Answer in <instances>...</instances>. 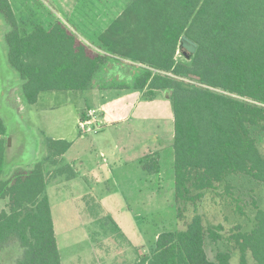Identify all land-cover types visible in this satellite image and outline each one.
<instances>
[{
  "label": "trees",
  "instance_id": "1",
  "mask_svg": "<svg viewBox=\"0 0 264 264\" xmlns=\"http://www.w3.org/2000/svg\"><path fill=\"white\" fill-rule=\"evenodd\" d=\"M8 61L23 80V95L36 104L42 92L86 91L105 87L168 93L174 114L175 202L186 220L187 205L197 206L231 175L264 183V0H132L99 37L104 53L85 45L68 27L37 26L22 34L9 0H0ZM197 45L190 59L182 37ZM184 55V54H183ZM128 60L142 66L132 84H96L110 62ZM152 96V97H153ZM0 118V254L18 241L17 264H62L51 205L46 193V165L71 144L46 139L49 156L29 171L6 178L5 136ZM158 161L150 172H159ZM185 205V207H183ZM221 225L206 228L200 216L185 221V230L159 234L151 253L133 264H231L229 252L214 261L206 242L222 239ZM240 264H264V211L258 210L249 232L236 227L228 239ZM1 264V261H0Z\"/></svg>",
  "mask_w": 264,
  "mask_h": 264
},
{
  "label": "rangeland",
  "instance_id": "2",
  "mask_svg": "<svg viewBox=\"0 0 264 264\" xmlns=\"http://www.w3.org/2000/svg\"><path fill=\"white\" fill-rule=\"evenodd\" d=\"M46 1L42 2L47 11L52 10L61 18L68 15L50 0ZM11 2L19 22L42 23L37 22L35 15L37 0ZM101 7L102 4L95 0H80L75 16L69 19L77 33L95 46L100 31L91 28L94 20H86L85 15L93 18ZM23 28L27 30L28 26ZM9 31L7 21L0 14V118L7 128L5 139L11 138L14 143L6 159L7 177L19 170L28 171L12 169V164L31 158L28 151L36 142L31 139L33 131L29 132L30 128L38 130L44 121V131L39 129L41 135V132L47 134L44 144L49 136L71 138L79 125V113L87 108L97 111L95 122L88 126L92 131L81 134L88 136L89 145L81 156H86L89 164H96L103 151L105 154H101V158L107 164L104 173L99 178L96 175L85 177L79 170L75 177L69 172L48 175L47 189L56 219L66 207L71 219H83L82 222L73 220L71 224L63 222L65 219L56 225L62 264H133L139 251L143 254L155 249L159 234L185 230V221H192L195 216L201 217L207 229L223 227L220 241L207 239L209 260L214 261L219 252H229L230 263L240 264V253L228 239L236 227L243 232L254 228L257 211H264V183L244 175H231L216 190L205 192L197 206L187 205L186 220H180L175 202L174 114L168 93L159 91L156 97L147 90L140 95L139 90L119 89L110 90L103 97H94L93 90L46 91L41 93L36 104H29L23 95L21 77L8 61L6 34ZM182 59L184 55L179 52L178 60ZM25 109L31 115L30 122L24 120L27 124L22 120ZM102 129L105 137L103 148L99 149L95 147L97 136L94 134ZM259 148L264 155V138ZM75 152L70 150L66 157L71 159ZM156 161L159 172H150ZM48 166L49 163L46 168ZM80 195L83 196L78 198ZM74 197L82 208L88 205V216L79 213L78 218L74 211H69L74 205L78 206L75 202L72 205ZM5 207L6 202L1 201L0 210ZM22 255L19 242L12 241L0 254L1 264H17ZM247 258L248 264H255L250 254Z\"/></svg>",
  "mask_w": 264,
  "mask_h": 264
},
{
  "label": "crops",
  "instance_id": "3",
  "mask_svg": "<svg viewBox=\"0 0 264 264\" xmlns=\"http://www.w3.org/2000/svg\"><path fill=\"white\" fill-rule=\"evenodd\" d=\"M42 1L44 3H47L46 0H42ZM42 1L37 0V6L38 7L36 6V14H35V15H37V19H38L37 22L41 21L42 23H39V24L37 23L35 25V24L29 22L28 20H26V22H23V21L19 22L18 21L22 34L32 33V31L37 26H42L46 30H50L55 24H57L59 22V23L66 25L68 27V29H70L85 45L91 47L96 52L106 54L102 50L99 49V46H98L99 37L102 33H104L108 29V27L115 20H117L123 14L126 6L132 0H95L96 3L102 4L101 9L98 10L94 14L95 16L93 18H91V17L88 18V15H85V19L86 20H88V19L94 20V24H93V26H91V28L95 29L97 31H100V34H98L99 36H98L96 46L93 43H91V41L88 40V38H86L84 35H79L77 33V31L73 28V26H71V24L69 23V21H70L69 19H72L75 16L73 14L75 13L76 7L79 4L80 0H50L51 2H53L57 6V8L59 10L68 13V15L65 18H61L60 15H54L52 10L47 11L43 7L44 3ZM10 2H11V0H10ZM11 4H12V2H11ZM87 4H88V2H87ZM25 26L26 27L28 26L27 30H26V28H23ZM141 68H142L141 65L132 63L128 60L116 61L115 59H110V62L99 73V75L97 77L98 81L96 82V84H100L102 86L110 85V84H132L134 82L135 78L137 76H139V74L141 72ZM21 82H22V87H23L24 82L22 79H21ZM90 90H93V92H95V93H93L94 97H103L106 92H108L110 90H116V89H108L105 87H101V88H93ZM86 91H88V90H86ZM86 91H84V92H86ZM127 91L130 92L132 90H126V92ZM145 91L146 90H140V92H141L140 95H142ZM157 93H156V97H157ZM91 109L92 108H87V110H91ZM87 110H84L83 112L79 113L78 120H77L78 124L80 123V121L88 118ZM99 110H101V109L99 108ZM24 111H25L23 113L24 118L22 117V120L24 121L25 119H28V121L30 122V120H31L30 116L31 115L29 113H27V109H25ZM102 111L103 110H101V112ZM24 115L27 116V118ZM172 121L174 122V115H173ZM24 122L27 124L26 121H24ZM39 123H41V122H39ZM43 124H44V121L42 120V127L37 125L39 127L40 131H44L43 130L44 129ZM39 129L37 130L36 128L32 127L28 130L29 132L33 131L32 134H30L31 139L34 140V142H36L32 146V148H29V151H28L29 157L31 156V158H29L24 163L12 164V169L13 168L15 170L24 169V170L29 171V170L33 169V167L38 162H41L42 160L46 159L50 155L46 143L45 144L43 143L47 134L45 132H41L42 133V135H41ZM76 130L77 131H75L74 134H72L71 138H69L67 136H58V137L49 136L48 137V138H51V139L57 140V141L58 140L67 141L71 144V146H70V149L68 150V152H66L64 155L56 158L55 161L49 162L50 166H48L46 168L47 181H48L49 176H56L57 174H62V173H66V172L73 173L74 174L73 177H75L76 175H78V170H79V173L82 171L83 174H85V177H87V176L91 177V176L96 175L99 178L100 174L102 175L104 173L103 170L105 167H107V164L104 163V161L102 160L101 154L103 155L105 153L103 151H101L99 153L98 162L96 164L95 163L89 164L86 156H81V152L83 150H85L86 148H88V146H89L88 145V136L81 135L82 131L79 128V125L77 126ZM34 131L37 133L35 134ZM103 131H104V129H102L101 131L94 134V136H97V140L95 141V147H98L99 149L103 148L102 141H104V137H105V135L101 134V133H103ZM5 141L7 144V149H6V159H7V157H9L11 152H12L11 149H12L14 143H13L11 138L9 139V141H7L6 139H5ZM70 150H73V151L76 150V152L71 156V159L66 157ZM99 160H101V162ZM13 173H14V170H13ZM12 176H13V174H11L9 177H6V178L8 179ZM48 185L49 184H47V188H48ZM86 191H88V190H86ZM46 193H47L49 201H50L48 189H46ZM140 194H141V192H139L138 195H140ZM82 196L83 195H80L78 198H80ZM76 199L77 198H75V197L73 198L72 205H74V202L78 204ZM50 205H51V202H50ZM78 206L74 205V207H72L69 211H71V212L74 211L76 213V217H78V218L80 217V214L82 216V213H84L83 217L88 216V205H85L84 208H82L79 204H78ZM60 210H62V209H60ZM67 210H68L67 207H66L65 211L62 210L61 212H63V213H62L61 217H58L56 219V214H54V211H53V208L51 205V212H52V218H53L56 240H57L56 225H57V223H61V220L66 219V221H63V222L69 221L70 224H71V221H73V220H79V222H82V220H83V219H71L72 216L68 215L66 213ZM85 212H86V215H85ZM92 218H93V216H92ZM64 225H66V224H64ZM57 244H58V242H57ZM58 249H59V246H58ZM59 252H60V250H59Z\"/></svg>",
  "mask_w": 264,
  "mask_h": 264
},
{
  "label": "water",
  "instance_id": "4",
  "mask_svg": "<svg viewBox=\"0 0 264 264\" xmlns=\"http://www.w3.org/2000/svg\"><path fill=\"white\" fill-rule=\"evenodd\" d=\"M181 46L184 49V56L190 59L191 55H194L197 51V45L186 36L182 37Z\"/></svg>",
  "mask_w": 264,
  "mask_h": 264
},
{
  "label": "built area",
  "instance_id": "5",
  "mask_svg": "<svg viewBox=\"0 0 264 264\" xmlns=\"http://www.w3.org/2000/svg\"><path fill=\"white\" fill-rule=\"evenodd\" d=\"M97 111L94 109L89 110L87 116L88 118L85 120L80 121L79 128L83 133H87L88 131H92L91 128H88L91 124L95 122V116Z\"/></svg>",
  "mask_w": 264,
  "mask_h": 264
}]
</instances>
